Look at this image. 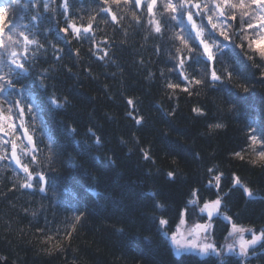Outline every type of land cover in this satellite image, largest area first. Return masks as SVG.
I'll list each match as a JSON object with an SVG mask.
<instances>
[{"label": "trees", "instance_id": "obj_1", "mask_svg": "<svg viewBox=\"0 0 264 264\" xmlns=\"http://www.w3.org/2000/svg\"><path fill=\"white\" fill-rule=\"evenodd\" d=\"M109 2L119 23L111 21L107 13L98 12L103 5L97 0H75L69 10L78 25L86 26L90 16L96 17L93 23L96 41L105 38L110 41L108 45L101 44V47L109 48L111 58L104 61L97 58L95 51H89L93 48L90 41H77L71 33L64 39L53 26V18L59 21L58 27L66 26L60 7L62 0H51L47 12L43 9V0H10L5 3L6 18L1 26L18 19L19 24L29 26V30H18L26 31L30 38L31 33H36L47 48V53L38 56L32 69L33 76L41 69H49L45 80L47 93L34 85L31 78L22 83H26L29 91L39 99L43 108L41 119L54 138L57 155L51 162L47 159L48 140L45 137L41 141L37 130L34 139L39 148V163L32 164L29 158L21 156L34 175V187L30 189L19 186L26 175L19 165L14 161H0V255L18 264H66L69 261L87 264H219L214 256L174 255L171 243L161 235L153 219L154 215L162 213L156 212L151 193L156 192V199L169 206L163 215L173 222V227L178 223L180 210L186 207L192 188L200 189L201 203L203 199L214 198V191L207 187L210 179L207 169L212 165H218L227 177L235 172L246 186L264 198V169L246 162L255 158L254 154L243 152L244 161L230 156V153L246 148L250 126L257 129L264 126V84L259 82V72L248 67L251 62L246 58L234 62L225 49L223 57L217 56L216 67L219 72L221 61L232 65L235 71L231 83L219 85L216 90L205 86L199 89V95L196 90L191 96L177 90L179 99H169L170 90H166L165 84L168 81L182 84V79L178 71H169L174 68L170 54L175 55V52L167 40L170 30L164 19L160 18L164 25L161 39L148 25L143 8L136 10L140 17L137 23L131 16L134 8L126 7L123 0L119 7L111 0ZM159 3L160 0L157 11L160 10ZM37 12L40 17L31 20ZM235 27L233 24L229 29L230 35ZM172 28L175 30L174 25ZM46 29H51L47 36L44 35ZM234 39L237 44L241 43L238 37ZM49 42L63 49L60 61L55 59L56 54ZM76 49L80 50L78 56L74 54ZM243 52L254 55L247 45ZM141 59L143 63H140ZM254 63L260 64L258 57ZM204 68V64H196L187 68L186 73L199 78ZM161 69L164 70L163 77ZM149 72L154 73L153 78H148ZM252 72H255V78ZM241 73L248 79H242ZM241 83L248 84L249 93L235 87ZM52 93L58 98L67 96L71 105L65 110L53 109L46 99ZM229 95L235 106L232 111L227 110ZM128 98L133 99L138 110L133 115L146 117L143 126H137L127 115L132 111L126 102ZM193 107L203 108L206 115L197 116ZM174 108L175 115H169ZM217 121L225 127L209 133L207 125ZM69 128H74L75 133L69 132ZM89 129L101 137L102 147L93 144L94 137ZM122 140L126 143H121ZM75 141L82 143L77 145ZM85 143L88 148L83 146ZM141 149H148L156 163L143 160ZM97 156L99 160L95 159ZM106 157H111L115 163H107ZM176 169H179L177 178L169 181L165 172ZM41 171L49 185L54 184L44 192L39 191L41 185L35 177ZM221 184L222 191L231 188L230 179L222 180ZM227 200L232 208L228 214L237 223L257 231L264 229V199L249 200L241 189L236 188ZM80 212L85 216L72 239L64 242L63 253L47 255L40 251L45 245L40 243L42 237L37 228L45 227L46 221L48 228H67ZM194 222L203 223L204 219L190 215L188 223ZM214 224L217 225L215 240L222 245L229 226L222 219L215 220ZM226 259L235 264L239 258ZM243 264H264V248L257 247L255 254Z\"/></svg>", "mask_w": 264, "mask_h": 264}, {"label": "snow or ice", "instance_id": "obj_2", "mask_svg": "<svg viewBox=\"0 0 264 264\" xmlns=\"http://www.w3.org/2000/svg\"><path fill=\"white\" fill-rule=\"evenodd\" d=\"M10 2V0H3ZM39 2V0H38ZM75 0H62L60 7L65 18V27H58L59 21L53 18V26L63 34L64 39H67L71 33L73 39L77 41L84 39L90 41L93 48L89 51H95L97 58L104 61L109 58V48L101 47V44L108 45L110 41L105 38L103 41H96L93 23L96 17L90 16L87 25H78L76 21L69 15V10ZM101 6L98 12L107 13L111 21L119 23L117 15L113 12L109 0H97ZM121 0H111V3L119 7ZM126 7H132V19L139 23L140 17L137 16V11L143 8L148 17L147 23L151 26L152 31L163 39V27L161 19L168 26L170 34L167 37L168 42L172 45L175 55L170 54V59L174 63V68L169 71H178L181 75V83H173L168 81L165 84L166 90L169 91V99H179L176 96L177 90L193 95V90H196V95H199V89L207 86L216 90L219 85L231 83L234 78L235 69L221 61L219 72L217 71V56L223 57L225 49H227L230 57L234 62H238L241 57L246 58L251 62L248 67L255 68L259 72V82L264 84V0H160L159 11H157L158 0H123ZM51 0H43V9L45 12L49 10ZM5 11L3 3H0V13ZM40 17V13L31 17L35 21ZM199 20V23L197 22ZM238 21V23H237ZM107 23L108 21H103ZM233 24H236L232 35L229 34V29ZM175 26L173 30L172 26ZM19 28L29 30L28 25H21L18 19L9 25L0 26V161H14L19 165L23 173H25V181L19 186L21 188H33L34 179L33 172L29 165L22 162L21 156L30 159L32 164H38L39 148L34 139L37 130L41 134V141L47 138L48 154L47 159L51 162L57 155L54 151V138L50 134L46 123L41 119L43 108L38 97L29 91L26 83H22L31 78L34 85H38L39 89L47 93L48 85L45 80L48 79L49 69H41V71L33 76V67L38 59V56L43 52L47 53V48L44 43L36 37V33H31V38L26 31H19ZM7 29V32L5 31ZM51 29H46L44 35ZM234 37H238L241 43L237 44ZM222 38V39H221ZM230 42V43H228ZM70 43V41H69ZM55 52V59H62L60 49L55 43L49 42ZM247 45V49L254 55H247L243 49ZM34 49V50H33ZM79 49L75 50V55H79ZM159 53V46L156 48ZM103 53L101 55L100 53ZM259 58L260 64H255L256 58ZM114 62V61H113ZM140 63H143L141 59ZM196 64H204L205 68L197 75H189L186 73L187 68H191ZM26 65H28L26 67ZM54 67V65L52 66ZM71 71V69H66ZM90 72V70H89ZM161 77L164 76V70L160 71ZM154 73L149 72L148 78H153ZM252 77L255 78V72H252ZM241 78L248 79V76L241 73ZM19 85V87H18ZM107 87V86H105ZM241 92L247 94L250 88L247 83L235 85ZM48 103L53 109L65 110L71 105L72 101L67 96L57 97L55 93L46 96ZM232 96L229 95L226 103L228 111H232L235 107L232 103ZM132 111L127 115L135 121L137 126H143L146 123V117L143 115H133V112L138 110L134 107V101L131 98L126 100ZM193 113L197 116H204L206 112L201 107H193ZM169 115H175V108ZM40 119V124L37 120ZM253 123H255L253 121ZM209 133L219 129H223L225 125L217 121L207 125ZM69 132L75 133L74 128H69ZM89 132L94 137L93 144L96 147H102V139L96 133L89 129ZM249 135L247 137L248 144L242 151L230 153L233 159L245 160L243 152H251L255 158L246 161L252 166H259L264 169V126L259 129L249 127ZM136 143L139 139L133 134ZM19 142V143H18ZM80 145L81 141H75ZM121 143H126L121 141ZM88 148L86 143L83 145ZM131 151V149H129ZM143 160L156 163V159L150 154L148 149H141ZM198 156V154H197ZM95 159L99 160L97 156ZM106 162L114 164L115 161L111 157H106ZM175 165L176 161H172ZM160 170L157 169V172ZM210 179L207 181V187L214 191L213 199H203L199 195V188L190 190V198L187 200L186 207L182 208L179 213L178 223H175L166 218L164 213H167L169 206L157 200V193L152 192L151 196L154 200L156 212L161 215H154L153 219L157 224V228L162 236L166 237L171 243L174 250V255L177 257L188 254H195L200 257L214 256L218 259L219 264H233L227 257H238L235 264H243L249 256L255 254L257 247L264 248V229L257 231L255 228L246 227L237 223L232 215L228 213L232 208L227 200L231 192L239 188L249 200L264 199L259 197L250 187L246 186L241 178L235 172L231 177L225 176V173L220 170L218 165H212L207 169ZM213 173H215L213 175ZM179 174V169L175 171H166L165 175L169 181H174ZM35 177H38L40 182L39 191L44 192L49 185V182L44 172H37ZM230 179L231 188L227 191H222V180ZM16 185H13L15 188ZM99 196V193H95ZM194 210V211H190ZM27 211V210H25ZM35 216V213H32ZM199 215L204 222H194L189 225L188 217ZM85 214L80 212L73 218V223L67 228L57 227L55 229L47 227L37 228L36 231L41 234L40 243L45 245L40 251L47 255L54 253H63L65 249V241L72 239L73 233L76 232L77 225L80 224ZM222 219L227 222V235L224 237L225 243L218 245L214 231L216 224L214 221ZM47 229V231H46ZM171 229V231H170ZM250 236V238H248ZM147 240L148 238L145 237ZM232 242H228V240Z\"/></svg>", "mask_w": 264, "mask_h": 264}, {"label": "water", "instance_id": "obj_3", "mask_svg": "<svg viewBox=\"0 0 264 264\" xmlns=\"http://www.w3.org/2000/svg\"><path fill=\"white\" fill-rule=\"evenodd\" d=\"M0 264H18V263L14 262L10 258H4L3 256L0 255ZM66 264H87V263L82 261H69Z\"/></svg>", "mask_w": 264, "mask_h": 264}, {"label": "rangeland", "instance_id": "obj_4", "mask_svg": "<svg viewBox=\"0 0 264 264\" xmlns=\"http://www.w3.org/2000/svg\"><path fill=\"white\" fill-rule=\"evenodd\" d=\"M0 3H3V7H4V9H6V5H5L6 2H3V0H0ZM5 18H6V11H4L3 13H0V26L2 25L1 23L4 22L3 20H5ZM189 225H190V224H189ZM248 238H250V236H249ZM216 242H217V241H216ZM228 242L230 243V242H232V241L229 239ZM224 243H225V241H224ZM224 243H223V244H224ZM223 244H222V245H223Z\"/></svg>", "mask_w": 264, "mask_h": 264}]
</instances>
